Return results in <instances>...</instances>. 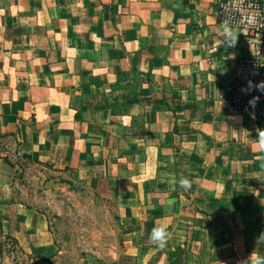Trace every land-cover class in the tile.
<instances>
[{
    "label": "crops",
    "instance_id": "obj_1",
    "mask_svg": "<svg viewBox=\"0 0 264 264\" xmlns=\"http://www.w3.org/2000/svg\"><path fill=\"white\" fill-rule=\"evenodd\" d=\"M219 1L0 0V135L20 153L94 179L105 198L118 190L119 171L100 147L143 145L151 168L167 135L189 160L263 162L264 107L233 112L227 95L254 46L219 22ZM137 174L140 184L158 171ZM0 219L29 253L53 254L46 216L15 202L2 175ZM174 255L129 248L118 264H177Z\"/></svg>",
    "mask_w": 264,
    "mask_h": 264
},
{
    "label": "rangeland",
    "instance_id": "obj_2",
    "mask_svg": "<svg viewBox=\"0 0 264 264\" xmlns=\"http://www.w3.org/2000/svg\"><path fill=\"white\" fill-rule=\"evenodd\" d=\"M139 133L148 137L144 128ZM163 138L151 168L143 145L120 144L111 153L100 147L104 157L114 156L109 165L119 171V188L108 198L96 191L94 179L70 167L20 160L14 157V139L0 140V156L13 162L2 164L0 175L13 200L46 216L54 250L48 257L29 253L0 219V264H118L129 248L145 254L171 251L177 264H264V161L189 160L186 147ZM195 151L204 153V148ZM140 168H156L158 175L140 185L135 175ZM185 180L189 187L182 186ZM134 185L143 192H135ZM133 196L132 202L145 209L128 206L126 199ZM157 227L170 234L162 249L150 239Z\"/></svg>",
    "mask_w": 264,
    "mask_h": 264
},
{
    "label": "built area",
    "instance_id": "obj_3",
    "mask_svg": "<svg viewBox=\"0 0 264 264\" xmlns=\"http://www.w3.org/2000/svg\"><path fill=\"white\" fill-rule=\"evenodd\" d=\"M217 16L219 22L235 27L239 35L254 46L251 56L238 61L234 77L227 87L230 109L235 112L264 107V95L260 92L251 90L247 95L241 92L246 82L256 84L257 88L264 87V0H220ZM252 99H259L254 106L249 104Z\"/></svg>",
    "mask_w": 264,
    "mask_h": 264
},
{
    "label": "clouds",
    "instance_id": "obj_4",
    "mask_svg": "<svg viewBox=\"0 0 264 264\" xmlns=\"http://www.w3.org/2000/svg\"><path fill=\"white\" fill-rule=\"evenodd\" d=\"M251 90H255L257 92H260L262 95H264V87H261V88H257L256 87V84H249L248 82H246V86H243L241 87V92L242 94H249V92ZM259 99H256V100H250L249 101V104L250 106H254V104L256 102H258ZM182 186L183 187H189V183L187 180L183 181L182 182ZM169 233L168 231L166 230V228L164 227H157V228H154L152 233H151V236H150V239L152 240V242L154 244L157 245L158 248H164L167 244V240L169 238Z\"/></svg>",
    "mask_w": 264,
    "mask_h": 264
},
{
    "label": "trees",
    "instance_id": "obj_5",
    "mask_svg": "<svg viewBox=\"0 0 264 264\" xmlns=\"http://www.w3.org/2000/svg\"><path fill=\"white\" fill-rule=\"evenodd\" d=\"M6 137H10V136H7V135H0V140H2L3 138H6ZM0 143H1V141H0ZM14 143H15V149H14V151H13V153H14V157H16V158H18V159H22V160H27V161H29V162H32V163H37V164H39V163H41V164H44V165H48V166H51V167H53V165L52 164H50V163H48V162H43V161H38V160H35L34 158H32L30 155H27V154H23V153H20V151H19V147H18V144L16 143V141L14 140ZM7 145V144H6ZM8 146V145H7ZM0 159L5 163V164H7V165H9V166H12L13 165V162L7 157V155H5V156H0ZM15 202H17V203H20V204H23V205H25L22 201H17V200H14ZM25 206H27V205H25ZM2 224L0 223V229L2 228V226H1ZM8 237H10L9 235H8ZM11 238V237H10ZM12 239V238H11ZM12 240H14V242H15V239H12ZM37 259H43L44 261L46 260L45 258H43V257H38Z\"/></svg>",
    "mask_w": 264,
    "mask_h": 264
}]
</instances>
